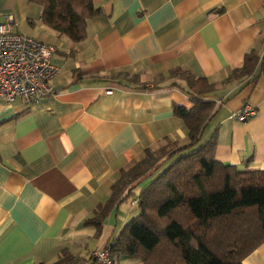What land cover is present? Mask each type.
Masks as SVG:
<instances>
[{
	"label": "crops",
	"instance_id": "0c3cea01",
	"mask_svg": "<svg viewBox=\"0 0 264 264\" xmlns=\"http://www.w3.org/2000/svg\"><path fill=\"white\" fill-rule=\"evenodd\" d=\"M92 2L100 13L73 42L41 22L38 5L0 0V22L11 16L14 30L54 45L51 62L59 68L52 92L36 102L0 100V264H50L63 249L89 264L93 249L137 215L128 198L110 211L99 236L83 225L146 149L186 142L173 105L192 102L183 82L170 78L173 68L217 82L205 96L216 111L200 143L214 133L217 161L264 170V79L221 83L249 49H261L264 0ZM174 80L179 85L169 86ZM244 103L256 114L232 119ZM243 264H264V241Z\"/></svg>",
	"mask_w": 264,
	"mask_h": 264
},
{
	"label": "trees",
	"instance_id": "16d2710c",
	"mask_svg": "<svg viewBox=\"0 0 264 264\" xmlns=\"http://www.w3.org/2000/svg\"><path fill=\"white\" fill-rule=\"evenodd\" d=\"M27 1L41 8L44 25L73 42L86 37L87 20L100 13L92 0ZM169 76L183 82L192 102L190 108L173 105V115L185 126L186 142L146 149L140 160L120 171L108 199L95 207L83 225L93 226L94 236H99L110 211L132 198L137 215L105 244H109L111 264H120L122 259L141 264H243V259L264 241V170H246L217 161L214 133L200 143L216 111L215 102L205 96L217 82L178 67L171 69ZM257 76L264 79V38L262 48L249 49L241 65L221 83ZM178 85L176 80L169 84ZM155 172L150 181L137 188ZM88 260L93 264L91 257ZM50 264L77 262L63 249Z\"/></svg>",
	"mask_w": 264,
	"mask_h": 264
},
{
	"label": "built area",
	"instance_id": "2783aa9c",
	"mask_svg": "<svg viewBox=\"0 0 264 264\" xmlns=\"http://www.w3.org/2000/svg\"><path fill=\"white\" fill-rule=\"evenodd\" d=\"M10 21L7 16L6 22H0V100L29 105L52 92L50 80L59 72L51 62L56 48L14 30ZM255 114V108L244 103L230 117L244 122ZM91 259L93 264H111L109 246L95 248Z\"/></svg>",
	"mask_w": 264,
	"mask_h": 264
},
{
	"label": "rangeland",
	"instance_id": "374dc122",
	"mask_svg": "<svg viewBox=\"0 0 264 264\" xmlns=\"http://www.w3.org/2000/svg\"><path fill=\"white\" fill-rule=\"evenodd\" d=\"M261 48H262V45H261ZM259 50H260V46H259V48H258ZM106 246V245H105ZM108 246H109V244H108ZM103 247V246H102ZM95 249V248H94ZM93 249V250H94ZM93 252V251H92ZM92 252H91V256L90 257H92Z\"/></svg>",
	"mask_w": 264,
	"mask_h": 264
}]
</instances>
